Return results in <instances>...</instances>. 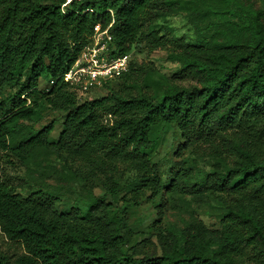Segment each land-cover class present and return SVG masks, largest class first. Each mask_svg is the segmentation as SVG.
<instances>
[{
    "label": "trees",
    "instance_id": "16d2710c",
    "mask_svg": "<svg viewBox=\"0 0 264 264\" xmlns=\"http://www.w3.org/2000/svg\"><path fill=\"white\" fill-rule=\"evenodd\" d=\"M188 4L213 17L206 26L213 32L173 48L181 65L172 76L152 80L145 60L131 58L118 88L77 98L65 73L97 25L109 27L111 56L130 53L138 40L167 49L165 36L148 26L169 7ZM43 105L65 112L57 140L49 139L53 122L35 125ZM168 123L181 133L178 153L191 147L210 159L199 180L190 181L181 159L185 166L167 184L153 161ZM7 152L30 168L56 154L90 199L85 210L59 211L52 194L23 196L0 176V264H264V7L239 0H0V153ZM131 172L125 185L112 177ZM95 179L111 201L94 193ZM181 182L194 198L224 205L221 227L196 216L182 226L162 224L165 192H177ZM148 192L161 196L155 239L131 246L122 211Z\"/></svg>",
    "mask_w": 264,
    "mask_h": 264
},
{
    "label": "rangeland",
    "instance_id": "374dc122",
    "mask_svg": "<svg viewBox=\"0 0 264 264\" xmlns=\"http://www.w3.org/2000/svg\"><path fill=\"white\" fill-rule=\"evenodd\" d=\"M242 4H252L264 7V0H239ZM188 4L183 7H169L165 14L154 18L148 29H155L160 35H164L168 40L167 49H149L143 40H138L129 54L131 58L145 60L146 65L151 67L152 80H162L164 77L172 76L181 63L171 57L173 48H179L181 43L193 42L202 34H211L213 31L207 29V24L213 19L211 15H203L201 12L195 13L194 8ZM190 7V8H187ZM192 8V9H191ZM214 30L216 27L213 28ZM94 42V35L89 43ZM43 86L46 81L41 79ZM46 83V84H45ZM153 83V82H152ZM118 76L110 79L108 86H97L88 91H81L69 84V87L76 91L80 101L100 97L109 92L111 88H118ZM14 90H7L11 93ZM65 112L51 109L48 105H43L40 114L35 121V125L40 128L43 125L53 122L54 129L50 135V140H57L59 133L63 129ZM183 143L181 133L176 123L165 125L162 140L159 148L153 155V161L159 165V170L163 175L165 183H169L175 176V172L180 166H185L182 160H186L189 166L190 181L199 180L205 171L211 169V161L205 156H196L189 147L178 153L179 146ZM8 153V154H7ZM0 153V176L2 180L12 185L16 192L23 196L28 195L33 190L41 189L45 193L52 194L55 198V206L59 211H68L72 207L86 209V204L90 195L84 187L85 182L74 176L65 166L64 161L56 154H51L48 159L43 160L41 166L28 167L21 163L16 157L10 156V152ZM7 154V155H6ZM182 159V160H181ZM185 169H182V172ZM135 172L114 173L112 177L121 185H125L132 180ZM175 193L165 192V209L162 214V224L170 226L177 224L182 226L193 216L201 219L208 228L221 227V219L227 213L224 205L216 199L210 198L209 202H203L194 198L184 189L183 182ZM94 193L105 196L111 201L102 187L99 179L94 180ZM161 201V196L150 198L148 192L138 205L126 207L122 214L128 217L129 225L133 231V238L130 245L142 241L145 238L155 239L154 221L159 218L156 204ZM115 205L120 207L122 201H116Z\"/></svg>",
    "mask_w": 264,
    "mask_h": 264
},
{
    "label": "built area",
    "instance_id": "2783aa9c",
    "mask_svg": "<svg viewBox=\"0 0 264 264\" xmlns=\"http://www.w3.org/2000/svg\"><path fill=\"white\" fill-rule=\"evenodd\" d=\"M108 30L109 27L102 29L97 25L94 42L82 49L65 73V79L74 88L88 91L128 70L129 54L110 55L112 37Z\"/></svg>",
    "mask_w": 264,
    "mask_h": 264
}]
</instances>
